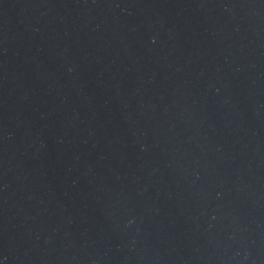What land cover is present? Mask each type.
Masks as SVG:
<instances>
[{"label":"water","instance_id":"obj_1","mask_svg":"<svg viewBox=\"0 0 264 264\" xmlns=\"http://www.w3.org/2000/svg\"><path fill=\"white\" fill-rule=\"evenodd\" d=\"M0 264H264V0H0Z\"/></svg>","mask_w":264,"mask_h":264}]
</instances>
